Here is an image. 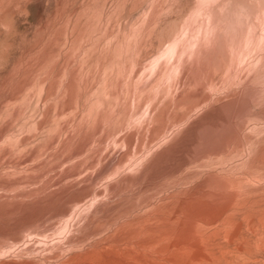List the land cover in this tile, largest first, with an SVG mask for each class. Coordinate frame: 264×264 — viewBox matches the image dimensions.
I'll return each mask as SVG.
<instances>
[{
	"label": "rangeland",
	"instance_id": "374dc122",
	"mask_svg": "<svg viewBox=\"0 0 264 264\" xmlns=\"http://www.w3.org/2000/svg\"><path fill=\"white\" fill-rule=\"evenodd\" d=\"M64 262L264 264V0H0V264Z\"/></svg>",
	"mask_w": 264,
	"mask_h": 264
},
{
	"label": "bare ground",
	"instance_id": "6f19581e",
	"mask_svg": "<svg viewBox=\"0 0 264 264\" xmlns=\"http://www.w3.org/2000/svg\"><path fill=\"white\" fill-rule=\"evenodd\" d=\"M199 41V40H198ZM194 45V44H193ZM203 45V44H202ZM200 47V46H199ZM194 48V47H193ZM195 49V48H194ZM197 49H198V46H197ZM199 49H201V47L199 48ZM197 56V55H196ZM195 56V57H196ZM192 61V60H191ZM193 61H195V60H193ZM191 70V69H190ZM201 71V70H200ZM199 75V74H198ZM196 76V75H195ZM177 80V79H176ZM194 209V208H193ZM200 209V208H199ZM195 211H196V209H194ZM188 212V211H187ZM214 213V212H213ZM192 214V213H191ZM206 216V215H205ZM204 217V216H203ZM198 218V217H197ZM201 218V217H200ZM161 251H162V249H160ZM160 251V252H161ZM165 251V250H164ZM160 256V255H159ZM90 256L88 255V258H89ZM91 258V257H90ZM87 259V258H86ZM98 261V260H97ZM65 264H66V262H64ZM72 264V263H71Z\"/></svg>",
	"mask_w": 264,
	"mask_h": 264
}]
</instances>
